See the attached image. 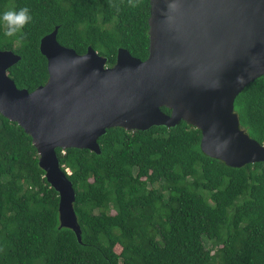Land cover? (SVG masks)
<instances>
[{"label": "trees", "instance_id": "trees-1", "mask_svg": "<svg viewBox=\"0 0 264 264\" xmlns=\"http://www.w3.org/2000/svg\"><path fill=\"white\" fill-rule=\"evenodd\" d=\"M23 7L32 20L21 33L6 37L0 25V50L21 57L8 70L18 89L47 82L39 45L55 28L60 45L80 55L91 47L108 67L120 48L148 57L149 0H0V12ZM234 112L264 146V76L237 96ZM200 142L180 122L107 129L100 154L57 149L75 191L78 242L59 228L58 194L30 136L0 115V264H264V163L228 167Z\"/></svg>", "mask_w": 264, "mask_h": 264}, {"label": "water", "instance_id": "water-1", "mask_svg": "<svg viewBox=\"0 0 264 264\" xmlns=\"http://www.w3.org/2000/svg\"><path fill=\"white\" fill-rule=\"evenodd\" d=\"M148 57L118 49L116 62L88 47L85 54L44 36L40 53L48 79L32 92L18 89L8 70L20 60L0 50V115L30 136L45 179L58 194L59 228L81 242L75 191L57 149L100 154L107 129L173 128L201 132L204 155L240 168L264 163V146L239 126L234 102L264 76V0H149ZM166 108L170 114L162 111Z\"/></svg>", "mask_w": 264, "mask_h": 264}, {"label": "clouds", "instance_id": "clouds-1", "mask_svg": "<svg viewBox=\"0 0 264 264\" xmlns=\"http://www.w3.org/2000/svg\"><path fill=\"white\" fill-rule=\"evenodd\" d=\"M31 20L32 16L27 7L0 12V25L3 26L6 37H15L21 33Z\"/></svg>", "mask_w": 264, "mask_h": 264}, {"label": "rangeland", "instance_id": "rangeland-1", "mask_svg": "<svg viewBox=\"0 0 264 264\" xmlns=\"http://www.w3.org/2000/svg\"><path fill=\"white\" fill-rule=\"evenodd\" d=\"M115 250H116V252L118 253V252L120 251V248H119V247H117Z\"/></svg>", "mask_w": 264, "mask_h": 264}]
</instances>
